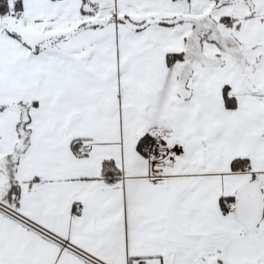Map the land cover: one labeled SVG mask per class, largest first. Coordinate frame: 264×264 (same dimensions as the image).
Listing matches in <instances>:
<instances>
[{
	"label": "snow or ice",
	"instance_id": "6c2138e0",
	"mask_svg": "<svg viewBox=\"0 0 264 264\" xmlns=\"http://www.w3.org/2000/svg\"><path fill=\"white\" fill-rule=\"evenodd\" d=\"M0 264H264V0H0Z\"/></svg>",
	"mask_w": 264,
	"mask_h": 264
}]
</instances>
